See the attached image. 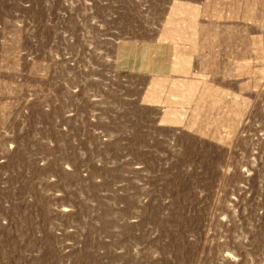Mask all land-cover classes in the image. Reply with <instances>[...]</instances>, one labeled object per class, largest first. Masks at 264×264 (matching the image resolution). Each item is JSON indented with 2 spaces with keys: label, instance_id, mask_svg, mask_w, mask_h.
<instances>
[{
  "label": "rangeland",
  "instance_id": "obj_1",
  "mask_svg": "<svg viewBox=\"0 0 264 264\" xmlns=\"http://www.w3.org/2000/svg\"><path fill=\"white\" fill-rule=\"evenodd\" d=\"M0 264H264V0H0Z\"/></svg>",
  "mask_w": 264,
  "mask_h": 264
},
{
  "label": "crops",
  "instance_id": "obj_2",
  "mask_svg": "<svg viewBox=\"0 0 264 264\" xmlns=\"http://www.w3.org/2000/svg\"><path fill=\"white\" fill-rule=\"evenodd\" d=\"M190 85H193V84H190ZM189 87V86H188ZM189 89H190V87H189Z\"/></svg>",
  "mask_w": 264,
  "mask_h": 264
}]
</instances>
